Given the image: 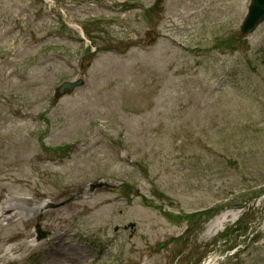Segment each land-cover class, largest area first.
<instances>
[{
    "label": "rangeland",
    "instance_id": "374dc122",
    "mask_svg": "<svg viewBox=\"0 0 264 264\" xmlns=\"http://www.w3.org/2000/svg\"><path fill=\"white\" fill-rule=\"evenodd\" d=\"M249 3L0 0V264H264Z\"/></svg>",
    "mask_w": 264,
    "mask_h": 264
},
{
    "label": "water",
    "instance_id": "95a60500",
    "mask_svg": "<svg viewBox=\"0 0 264 264\" xmlns=\"http://www.w3.org/2000/svg\"><path fill=\"white\" fill-rule=\"evenodd\" d=\"M249 5L246 10V16L241 23L242 25L239 28L241 35H247L253 33L260 24L264 21V0H249ZM83 80L77 79L76 81L69 82L65 81L56 88L54 93V100L59 99L66 94L72 93L76 87L82 86ZM36 238L37 241L44 239L46 233L40 230V227H36ZM130 228H133V224L130 225ZM161 248V245L157 247V250Z\"/></svg>",
    "mask_w": 264,
    "mask_h": 264
},
{
    "label": "bare ground",
    "instance_id": "6f19581e",
    "mask_svg": "<svg viewBox=\"0 0 264 264\" xmlns=\"http://www.w3.org/2000/svg\"><path fill=\"white\" fill-rule=\"evenodd\" d=\"M8 212L7 209H2V214H6ZM240 216V212L233 211V212H226L223 213L221 216H217L212 218V220L209 222V224L206 226L205 233L203 235V238L210 239L214 235H217L220 231H222V228L226 222L234 221ZM229 218V219H228ZM32 247V244H27L26 248L30 249ZM11 249L7 252L6 256L10 253Z\"/></svg>",
    "mask_w": 264,
    "mask_h": 264
}]
</instances>
